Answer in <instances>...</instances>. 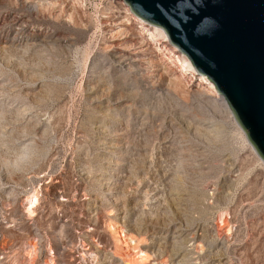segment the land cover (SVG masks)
Instances as JSON below:
<instances>
[{"label": "rangeland", "instance_id": "1", "mask_svg": "<svg viewBox=\"0 0 264 264\" xmlns=\"http://www.w3.org/2000/svg\"><path fill=\"white\" fill-rule=\"evenodd\" d=\"M128 7L0 0V256L264 264L263 161Z\"/></svg>", "mask_w": 264, "mask_h": 264}, {"label": "water", "instance_id": "2", "mask_svg": "<svg viewBox=\"0 0 264 264\" xmlns=\"http://www.w3.org/2000/svg\"><path fill=\"white\" fill-rule=\"evenodd\" d=\"M124 1L212 82L264 160V0ZM193 9L198 16L183 23L181 13L191 17Z\"/></svg>", "mask_w": 264, "mask_h": 264}, {"label": "bare ground", "instance_id": "3", "mask_svg": "<svg viewBox=\"0 0 264 264\" xmlns=\"http://www.w3.org/2000/svg\"><path fill=\"white\" fill-rule=\"evenodd\" d=\"M127 14L131 15L129 7L127 8ZM131 17L134 20V22L133 23L127 22V23L122 24L124 26V28L122 27L121 31H123V30L126 31V29H127V30L131 31L132 33L133 32H137V33H140V34L146 33V36L148 37V39L152 40L153 44L159 45V49L162 50V46H161L162 43H164V42L167 43L168 42V38H167L165 32L161 28H158V27L151 26V25L147 24L144 20H142L140 18H134L133 16H131ZM144 42H146V41H144ZM165 50H166V48L164 49V51ZM176 51H178L176 48L171 47L170 50H167L165 52H163V50H162L161 53H165L166 54L165 57L169 58L171 62H174V63H172L171 66H177L178 67V72L180 73L179 74L180 76L183 77V76L188 75L192 79H195L196 86H197L196 88H200V89L204 90L207 94L213 95L216 99H218L221 102V104H223L226 107V109L230 112V114H232V116L236 120L238 126L242 129V127L240 126L239 122L237 121V119L233 115L230 107L228 106L225 98L222 95L217 96L215 94V92L213 90L212 82L209 81L205 75L204 76L196 75L195 71H194V67H193L192 63L189 61V59L184 54L176 52ZM167 54H169V56ZM193 84H195V83L193 82ZM243 132L245 133V135L247 137L246 132L244 130H243ZM247 140L249 141L248 138H247ZM249 143L251 144L252 149L254 150V152L260 157V159L264 163V160L258 154V152L255 149V147L253 146V144L250 141H249ZM114 147H115V145L111 144V150H113ZM113 165L116 166V167L122 166L123 165V161L116 160L115 162H113ZM34 195L35 196H32V198L30 197L31 207H34L36 202H37V196H36V194H34ZM64 200H65L64 198L60 199V204H62L61 202L64 201ZM30 208H28V210H30ZM90 236H92V235H90ZM0 240H1V236H0ZM135 253L136 254L134 255V258H136V259H142V258L145 257V255L142 252L141 253L140 252H135ZM9 257L10 256L8 255V252L5 251L4 252V256L1 257L2 260H1L0 264H7V259Z\"/></svg>", "mask_w": 264, "mask_h": 264}, {"label": "snow or ice", "instance_id": "4", "mask_svg": "<svg viewBox=\"0 0 264 264\" xmlns=\"http://www.w3.org/2000/svg\"><path fill=\"white\" fill-rule=\"evenodd\" d=\"M173 8L176 9L178 11L179 9V5L175 4V2L173 3ZM162 14L167 15V13H163V10L161 9ZM198 16V13L195 12V10H192V16L191 17H186L183 16V14L181 13L180 15V19L183 23L185 24H192L194 19ZM198 23V21H197Z\"/></svg>", "mask_w": 264, "mask_h": 264}, {"label": "built area", "instance_id": "5", "mask_svg": "<svg viewBox=\"0 0 264 264\" xmlns=\"http://www.w3.org/2000/svg\"><path fill=\"white\" fill-rule=\"evenodd\" d=\"M3 256H4V254L0 256V262H1V260H2L1 257H3Z\"/></svg>", "mask_w": 264, "mask_h": 264}]
</instances>
